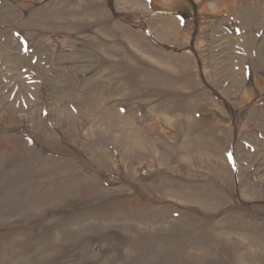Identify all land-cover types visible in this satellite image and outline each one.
I'll use <instances>...</instances> for the list:
<instances>
[{"label":"rangeland","instance_id":"374dc122","mask_svg":"<svg viewBox=\"0 0 264 264\" xmlns=\"http://www.w3.org/2000/svg\"><path fill=\"white\" fill-rule=\"evenodd\" d=\"M0 264H264V0H0Z\"/></svg>","mask_w":264,"mask_h":264}]
</instances>
